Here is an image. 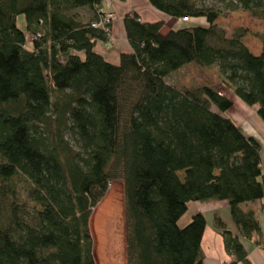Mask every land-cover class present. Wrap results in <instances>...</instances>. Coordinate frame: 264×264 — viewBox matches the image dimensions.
Returning <instances> with one entry per match:
<instances>
[{
    "label": "trees",
    "instance_id": "obj_1",
    "mask_svg": "<svg viewBox=\"0 0 264 264\" xmlns=\"http://www.w3.org/2000/svg\"><path fill=\"white\" fill-rule=\"evenodd\" d=\"M146 1L207 25L164 33L165 21L131 11V51L116 65L96 51L113 34L105 0H0V264H97L90 220L116 181L127 264H204L206 217L180 222L191 203L212 202L228 203L237 229L215 216L232 264H251L242 239L261 233L246 208L264 198L261 144L222 115L234 102L221 90L167 79L187 65L217 66L264 119V37L256 54L247 30L228 37L217 23L226 10L264 20V0H226L225 11Z\"/></svg>",
    "mask_w": 264,
    "mask_h": 264
},
{
    "label": "crops",
    "instance_id": "obj_2",
    "mask_svg": "<svg viewBox=\"0 0 264 264\" xmlns=\"http://www.w3.org/2000/svg\"><path fill=\"white\" fill-rule=\"evenodd\" d=\"M104 9L108 12H113L115 15L112 32L119 42L112 48H108L106 44L100 42L96 46V51L104 56L108 62L116 65L120 63L121 53L131 51L124 26V18L127 13L136 11L140 14L142 20L146 22L165 21V27H168V25L170 27V20H174L157 11L146 0H126L125 2L105 0ZM27 47L31 49L32 45L28 44ZM223 93L233 100L234 106L222 115L233 120L246 137H253L259 141L261 144L262 165L264 167V119L259 114L260 106L250 107L246 105L231 90ZM228 208L229 205L227 202H212L208 204L191 203L187 213L188 215H185L180 222V225L184 227L190 223L193 215L197 213H203L206 217L207 227L202 242V247L206 255L204 264H232L234 260L227 253L224 238L216 228L214 221L215 216L218 215L226 224L228 223L227 226L230 227L232 232L237 233L234 222L230 218ZM246 208L247 210L251 209L255 212L260 223L261 233L260 235H255L251 241L244 239L242 241L248 252L250 263L264 264V198L260 201L250 203Z\"/></svg>",
    "mask_w": 264,
    "mask_h": 264
},
{
    "label": "rangeland",
    "instance_id": "obj_3",
    "mask_svg": "<svg viewBox=\"0 0 264 264\" xmlns=\"http://www.w3.org/2000/svg\"><path fill=\"white\" fill-rule=\"evenodd\" d=\"M199 1L200 4L216 7L225 11L226 0ZM225 14L226 15L220 18L217 23L226 30L228 37H231L237 29L243 28L247 30L248 34L244 42L254 53H259L263 48L261 38L264 37V20L255 19L249 12L244 11L230 13L226 10ZM113 18L115 19L114 14ZM18 24L21 28H25V18L23 16L18 18ZM198 24L207 25L204 19H194L190 23L177 19L170 20V27L169 25L168 27L166 26L164 28V33L169 32L168 30H177L188 25L196 26ZM118 42L119 40L112 34L110 42L107 43L106 46L112 48L116 46ZM29 44L31 43L29 42ZM167 81L169 84L177 85L180 88H195L203 85H210L222 92L229 91V89L222 84V78L217 66L201 68L193 64L187 65L183 69L172 74ZM228 212L232 219L229 208ZM90 227L94 241V256L96 263L127 264L125 197L124 187L121 181L112 182V187L109 189L107 196L92 214ZM228 229H230V227Z\"/></svg>",
    "mask_w": 264,
    "mask_h": 264
},
{
    "label": "built area",
    "instance_id": "obj_4",
    "mask_svg": "<svg viewBox=\"0 0 264 264\" xmlns=\"http://www.w3.org/2000/svg\"><path fill=\"white\" fill-rule=\"evenodd\" d=\"M111 19H112V16L109 15V16H107V18H106L101 24H96L95 27L102 26V25H104V24H109L110 21H111ZM182 21H184V22H189V19H188V18H185V19H183Z\"/></svg>",
    "mask_w": 264,
    "mask_h": 264
}]
</instances>
